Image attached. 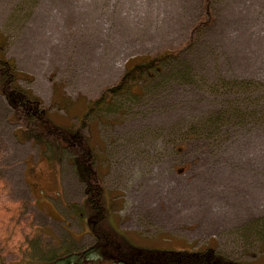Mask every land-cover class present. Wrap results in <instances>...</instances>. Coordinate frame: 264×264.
<instances>
[{"label":"rangeland","instance_id":"rangeland-1","mask_svg":"<svg viewBox=\"0 0 264 264\" xmlns=\"http://www.w3.org/2000/svg\"><path fill=\"white\" fill-rule=\"evenodd\" d=\"M0 51L76 128L127 65L175 53L84 129L119 230L141 249L264 264V0H0ZM22 128L0 94V263L85 251L71 155Z\"/></svg>","mask_w":264,"mask_h":264},{"label":"trees","instance_id":"trees-1","mask_svg":"<svg viewBox=\"0 0 264 264\" xmlns=\"http://www.w3.org/2000/svg\"><path fill=\"white\" fill-rule=\"evenodd\" d=\"M175 53L166 52L154 58L128 67L121 81L109 88L78 115L77 128L71 124L57 123L56 118L44 109L42 101L29 89L19 84V80L30 77L18 72L13 60L0 51V94L13 110V120L22 125L20 135L42 148L50 147L52 152L63 155L68 152L79 181L85 185V199L76 209L84 223V228L94 239V244L83 252L60 257L41 264H86L90 257L110 264H249L234 262L217 252L215 248L204 251H170L141 249L119 230L115 218L118 203L102 184V174L93 165L95 145L84 132L91 116L99 113L107 105L108 97L116 98L134 90L145 76L159 71ZM0 264H4L1 262Z\"/></svg>","mask_w":264,"mask_h":264}]
</instances>
